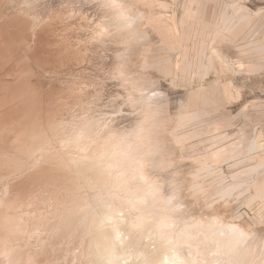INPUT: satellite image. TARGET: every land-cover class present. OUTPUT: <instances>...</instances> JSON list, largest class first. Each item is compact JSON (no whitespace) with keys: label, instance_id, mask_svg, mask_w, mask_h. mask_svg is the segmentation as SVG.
<instances>
[{"label":"rangeland","instance_id":"1","mask_svg":"<svg viewBox=\"0 0 264 264\" xmlns=\"http://www.w3.org/2000/svg\"><path fill=\"white\" fill-rule=\"evenodd\" d=\"M0 24V264H97L112 230L108 264H264V0H0Z\"/></svg>","mask_w":264,"mask_h":264},{"label":"bare ground","instance_id":"2","mask_svg":"<svg viewBox=\"0 0 264 264\" xmlns=\"http://www.w3.org/2000/svg\"><path fill=\"white\" fill-rule=\"evenodd\" d=\"M154 2V1H153ZM2 11V10H1ZM4 13V12H3ZM23 13V12H22ZM22 13L21 14H18V16L17 17H19V15H22ZM5 16V15H4ZM22 17H23V15H22ZM24 18V17H23ZM23 18H21V20H23ZM162 18H164L163 16H162ZM20 19V18H19ZM133 19V18H132ZM241 19V18H240ZM159 20V19H158ZM160 20H162L161 18H160ZM24 21H25V18H24ZM42 21V20H41ZM7 22V21H6ZM5 22V23H6ZM4 23V24H5ZM23 23V22H22ZM26 23V22H25ZM8 24L9 23H7V26H8ZM20 24H21V22H20ZM1 25V24H0ZM46 25V24H45ZM3 25H1V27H2ZM6 26V25H5ZM10 26V25H9ZM46 27V26H45ZM3 29H5V27L3 28ZM9 29H11V28H7V30L9 31ZM46 29V28H45ZM6 30V31H7ZM42 30V29H41ZM5 31V30H4ZM28 31V30H27ZM30 31V30H29ZM40 31V30H39ZM43 31V30H42ZM23 32H25V31H23ZM20 33H21V31H20ZM53 33H54V31H53ZM1 34H3V32L1 33ZM9 34H11L10 32H9ZM25 34V33H24ZM31 34V33H30ZM18 35V34H17ZM20 35V34H19ZM39 35V34H38ZM1 36V35H0ZM5 36V35H4ZM13 36V35H12ZM21 36V35H20ZM25 36H26V34H25ZM29 36V35H28ZM10 37H11V35H10ZM13 38H15V37H13ZM19 38V37H18ZM27 38V37H26ZM3 39V38H2ZM2 39H0L1 41H2ZM20 40V39H19ZM28 40V39H27ZM32 40V39H31ZM7 41V40H6ZM11 41V40H10ZM15 41V40H14ZM22 41H24V39L22 40ZM21 41V42H22ZM4 42V41H3ZM12 42V41H11ZM48 42V41H47ZM31 43V42H30ZM3 45H4V43H2ZM13 43H11V45H12ZM18 44V43H17ZM6 45V44H5ZM8 45L10 46V43H8ZM20 45V44H19ZM39 45V44H38ZM18 46V45H17ZM5 47V46H4ZM4 47H3V49H4ZM16 47V46H15ZM19 47H21V45L19 46ZM70 47V46H69ZM9 47L7 46V48L6 49H8ZM17 48V47H16ZM5 49V50H6ZM10 49H11V47H10ZM10 49H8V50H10ZM13 49V48H12ZM8 50H6V51H8ZM17 50V49H16ZM10 51H12V50H10ZM13 52V51H12ZM16 52V51H15ZM19 53H21L20 52V49H19V51H18ZM25 52V51H24ZM23 51H22V53H24ZM19 53H17V54H19ZM21 53V54H22ZM3 54H4V51H3ZM6 54V53H5ZM7 54H9V52L7 53ZM10 54H11V52H10ZM13 54H14V56H17V55H15V53H12L11 55L13 56ZM41 54V53H40ZM1 56V55H0ZM4 56V55H3ZM6 56V55H5ZM20 56V55H19ZM8 58V57H7ZM3 60H5V58L3 59ZM12 60V59H11ZM1 61V60H0ZM10 61V60H9ZM9 61H8V63H9ZM13 61V60H12ZM3 62H6V61H3ZM15 62V61H14ZM16 62H18V63H20L19 61H16ZM23 62V61H22ZM13 63V62H12ZM18 63H16V64H18ZM3 65V64H2ZM5 65H7V64H5ZM12 65V64H11ZM10 65V66H11ZM13 66H14V64H13ZM4 68V67H3ZM5 68H6V66H5ZM10 68V67H9ZM5 70V69H4ZM12 70H13V68H12ZM11 70V71H12ZM7 71V70H6ZM3 73V72H2ZM5 73V72H4ZM8 73H11V72H9L8 71ZM1 75V74H0ZM4 75V74H3ZM13 74H11V76H12ZM5 77H9L10 78V76H5ZM14 76H12V79H15V78H13ZM11 79V78H10ZM13 82V81H12ZM12 82H4V84H12ZM16 82V81H15ZM14 82V83H15ZM14 83H13V86H14ZM1 86H2V84H1ZM8 86V85H7ZM11 86V85H10ZM6 87V86H5ZM5 87H1V89L3 88H5ZM12 87V86H11ZM10 88V87H9ZM7 89V88H6ZM13 89V88H12ZM0 91H2V90H0ZM2 92H4V94H5V96H6V94H9V91H8V93H5V92H7V90L5 91H2ZM13 92V91H12ZM11 92V93H12ZM11 93H10V95L8 96V98L9 97H11ZM13 94V93H12ZM14 95V94H13ZM0 97H4V95H0ZM13 97V96H12ZM11 97V98H12ZM6 100L8 99V98H6V97H4ZM3 100L2 98L0 99L1 101H0V105H3L4 106V103L6 104V105H8L9 103H10V101H12L13 100V102H15V101H17L15 98V101H14V99H12V100H10L9 99V103L7 104L6 102V100ZM5 101L3 104H1L3 101ZM13 104V103H12ZM15 104V103H14ZM24 105L26 104L25 102L23 103ZM11 105V104H10ZM23 105V106H24ZM27 105V104H26ZM25 105V106H26ZM15 106V105H14ZM13 106V107H14ZM28 106V105H27ZM12 107V106H11ZM17 107V106H16ZM19 107H21V105L19 106ZM18 107V108H19ZM27 108V107H26ZM13 109V108H12ZM15 109H17V108H15ZM1 110L3 111L4 109H2L1 108ZM0 110V111H1ZM8 110V109H7ZM10 110V109H9ZM14 110V109H13ZM0 112L1 114V117L0 118H2L1 120H3V122L5 121V118H6V120L7 119H9L8 117H9V114H8V117H7V115L4 117L3 115H5V114H3L5 111H3V112ZM15 112H17V110H14ZM10 112V111H9ZM11 113V112H10ZM13 115V114H12ZM11 116V115H10ZM10 119H11V117H10ZM0 120V123L2 122ZM11 121V120H10ZM3 122L0 124V128L2 127V125H3ZM8 121H6V122H4V124L5 123H7ZM9 123H11V122H9ZM9 123L7 124L8 126L6 127L7 129L9 128V127H11L10 125H9ZM13 123V122H12ZM13 125V124H12ZM15 126L16 125H14V126H12V130H15L16 128H15ZM3 127H5V125H3ZM13 128H15V129H13ZM0 130H3V132L5 131L3 128L2 129H0ZM26 130V129H25ZM8 131H9V129H8ZM25 132V131H24ZM3 134V133H2ZM10 134V133H9ZM6 136H5V138L7 137V135L8 134H5ZM13 135V134H12ZM15 135V134H14ZM13 135V136H14ZM4 136V135H3ZM13 136H11V138L13 137ZM0 137H1V135H0ZM5 138H3V140L5 139ZM15 138V137H14ZM7 139V138H6ZM4 140L5 141V143H6V141H9V139H7V140ZM2 140V139H1ZM10 140H12V139H10ZM16 140V139H15ZM26 140V139H25ZM4 141H2V143L4 142ZM258 142H259V140H257ZM12 142V141H11ZM14 142V141H13ZM250 144V143H249ZM259 145L260 144H257L256 142H255V140L249 145L250 146V148H253V149H255V148H257L258 147V149L260 148L259 147ZM248 146V145H247ZM261 149V148H260ZM254 152V151H253ZM252 152V153H253ZM250 154V153H249ZM92 166H83L79 171H80V173L82 174V175H85V174H87L88 172H90L91 170H92ZM84 177V176H83ZM87 178V177H86ZM87 180V179H86ZM90 180V179H89ZM92 180V179H91ZM91 180H90V182H91ZM97 180H95V182H96ZM92 183H94V180L92 181ZM98 183V182H97ZM100 183V182H99ZM94 185H96V184H94ZM101 185H102V183H101ZM85 186H91V184L88 182V181H86V184H85ZM99 186V185H98ZM97 187V186H96ZM100 187V186H99ZM111 218H114V217H110V216H108L107 214H101V215H99L98 217H96V219H95V223H93L94 225V227H96V228H98L100 225H102L103 223H109V221H110V219ZM112 220V219H111ZM219 230V229H218ZM98 231V230H97ZM220 231V230H219ZM93 234H94V232H92ZM91 234V233H90ZM89 234V235H90ZM93 236V235H92ZM90 238V237H89ZM231 238L233 239V238H240V235L239 234H237V233H234V232H232V236H231ZM230 238V239H231ZM91 240V239H90ZM233 241V240H232ZM238 241V240H237ZM92 242H93V245H95V247H96V249H95V251H94V254L96 255V260H95V262L97 263V264H108V263H110L112 260H114V257H113V252H114V250H115V243H116V238H115V235H114V231L112 230L111 232H110V234H109V236H104L102 233H100L99 231L93 236V240H92ZM213 242V241H212ZM217 242V243H216ZM216 242H215V244L216 245H218V241L216 240ZM91 243V242H90ZM228 243V242H227ZM229 243H231V242H229ZM229 243L228 244H226V245H229ZM222 244V243H221ZM232 244V243H231ZM212 245H214V242H213V244ZM215 245V246H216ZM225 244H223V245H221V246H224ZM208 246V245H207ZM219 246V245H218ZM218 246H216V247H218ZM214 247V246H213ZM220 248V247H219ZM211 249H212V247H211ZM208 251V250H207ZM210 251V250H209ZM214 251V250H213ZM216 251H217V249H216ZM220 258V257H219ZM179 264H192L191 262H182V263H179ZM194 264V263H193ZM199 264V263H198Z\"/></svg>","mask_w":264,"mask_h":264}]
</instances>
